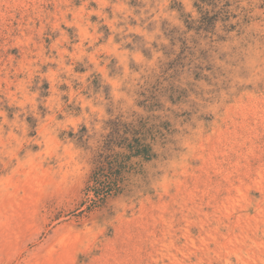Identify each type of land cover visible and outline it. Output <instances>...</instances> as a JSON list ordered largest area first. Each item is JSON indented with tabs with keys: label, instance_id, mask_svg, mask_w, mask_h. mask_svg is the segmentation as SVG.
<instances>
[{
	"label": "rangeland",
	"instance_id": "rangeland-1",
	"mask_svg": "<svg viewBox=\"0 0 264 264\" xmlns=\"http://www.w3.org/2000/svg\"><path fill=\"white\" fill-rule=\"evenodd\" d=\"M0 264H264V0H0Z\"/></svg>",
	"mask_w": 264,
	"mask_h": 264
},
{
	"label": "trees",
	"instance_id": "trees-1",
	"mask_svg": "<svg viewBox=\"0 0 264 264\" xmlns=\"http://www.w3.org/2000/svg\"><path fill=\"white\" fill-rule=\"evenodd\" d=\"M145 149H146V147H144V149H143V151H142V152H144V151H145ZM142 152H141V153H142Z\"/></svg>",
	"mask_w": 264,
	"mask_h": 264
}]
</instances>
